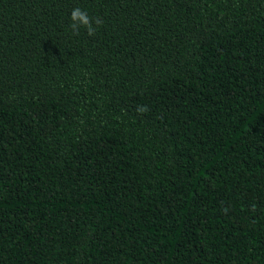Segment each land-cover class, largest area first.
Wrapping results in <instances>:
<instances>
[{
	"label": "trees",
	"instance_id": "obj_1",
	"mask_svg": "<svg viewBox=\"0 0 264 264\" xmlns=\"http://www.w3.org/2000/svg\"><path fill=\"white\" fill-rule=\"evenodd\" d=\"M0 264H264V0H0Z\"/></svg>",
	"mask_w": 264,
	"mask_h": 264
},
{
	"label": "clouds",
	"instance_id": "obj_2",
	"mask_svg": "<svg viewBox=\"0 0 264 264\" xmlns=\"http://www.w3.org/2000/svg\"><path fill=\"white\" fill-rule=\"evenodd\" d=\"M70 20L72 21V23L69 25V28H71L76 34H78L79 29L83 27L86 29L89 36L95 35L96 32V28L93 27V23H95L97 26L102 23L99 19L94 20L88 15L86 10H82L79 7L72 10L70 14ZM148 110L149 109L147 108V106H142L137 109V111L140 113L147 112Z\"/></svg>",
	"mask_w": 264,
	"mask_h": 264
}]
</instances>
